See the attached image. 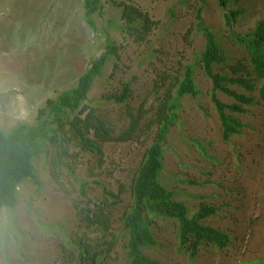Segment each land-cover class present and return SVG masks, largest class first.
Segmentation results:
<instances>
[{"label": "rangeland", "instance_id": "obj_1", "mask_svg": "<svg viewBox=\"0 0 264 264\" xmlns=\"http://www.w3.org/2000/svg\"><path fill=\"white\" fill-rule=\"evenodd\" d=\"M113 1L133 3L159 24L146 35L129 30L122 9ZM103 12L91 26L83 0H0V129L8 132L34 123L48 98L76 85L112 39L119 57L110 56L96 78L86 105L115 135L128 125L126 107L103 95L130 83V109L145 115L138 135L128 142L104 143L100 161L94 152L70 148L58 159L50 145L34 158L39 183L29 179L18 188L14 209L0 208V264H79L78 254L89 243L101 253L97 264H129L128 233L123 216L132 203L131 186L156 126L149 125L166 93L186 65L195 68L197 96L180 102L179 118L164 146L161 179L193 215L201 206L216 207L205 223L226 232L230 243L203 245L195 258L179 248L178 222L154 219L157 244L144 253L160 264H264V97L261 81L254 90L232 89L252 97L246 112L235 113L241 132L228 140L211 99L213 82L201 67L205 37L197 14L216 34L227 64L248 65L246 50L235 33H248L264 17V0H102ZM239 10L233 31L224 11ZM225 73L230 69L217 67ZM226 104L235 99L218 91ZM227 112L232 113L229 109ZM69 166L73 169L70 170ZM85 183V193L81 186ZM111 191L119 199L110 197ZM116 200V202H113ZM102 204L110 211L111 232L88 226L80 209ZM113 240V248L108 250Z\"/></svg>", "mask_w": 264, "mask_h": 264}, {"label": "trees", "instance_id": "obj_2", "mask_svg": "<svg viewBox=\"0 0 264 264\" xmlns=\"http://www.w3.org/2000/svg\"><path fill=\"white\" fill-rule=\"evenodd\" d=\"M231 0H218L222 8H227ZM122 9V18L129 30H140L148 34L159 24L150 15L133 3L113 1ZM87 22L94 26V16L102 14V0H83ZM226 24L231 31L236 22L239 10L224 11ZM199 9L197 28L205 37V48L201 54V67L206 76L212 79L211 99L217 109L222 125L223 138L228 140L232 135L241 132L243 123L235 117V113L246 112L244 104H250L252 97L232 89L237 85L247 91L254 90V82L261 81L260 93L264 97V17L253 31L235 33L247 54L248 65L241 61L227 64V54L214 31L202 19ZM110 56L119 57V46L108 39L105 50L91 61L79 77L76 85L64 90L56 98H48L43 107L38 109L34 123H22L6 132L0 129V208L14 209L18 203V188L26 180L39 183L34 166L37 157L46 145L58 151L60 160L66 156L70 148L79 152H94L100 161L103 160V145L109 141L128 142L138 135L140 122L145 115L134 113L129 101L132 89L129 82L123 84L119 91L103 95V99L123 104L129 119L128 125L115 135V127L105 124L97 113L85 102L97 77L102 74ZM225 67L230 72L216 70ZM222 91L235 99L226 104L217 97ZM200 90L196 84L195 68L186 65L182 77L175 82V94L166 93L155 108L154 116L149 119L150 126H156L153 142L145 150L143 160L131 186L132 203L123 216V226L128 233L127 256L129 264H160L144 253V248L157 244L153 233L154 219L171 218L178 222L179 248L186 249L191 258H195L203 245H216L223 248L230 243V236L213 226L206 224L205 219L216 212V207L201 206L193 215L188 206L176 199L175 192L169 189L161 179L164 168V146L170 128L179 118L180 100L190 95L197 96ZM229 109L232 113L227 112ZM70 170L73 169L69 166ZM85 183L81 189L85 193ZM110 197L119 199L108 191ZM113 200V202H116ZM80 214L88 226L99 227L103 233L111 232V215L104 203L96 204L88 209H80ZM113 248V240L108 250ZM101 253L93 250L86 243L78 254L79 264H97Z\"/></svg>", "mask_w": 264, "mask_h": 264}]
</instances>
